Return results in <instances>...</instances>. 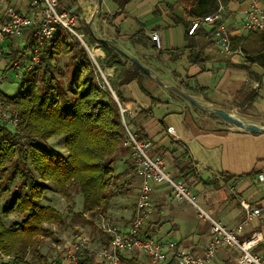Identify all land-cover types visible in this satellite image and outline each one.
Masks as SVG:
<instances>
[{
    "label": "crops",
    "instance_id": "crops-1",
    "mask_svg": "<svg viewBox=\"0 0 264 264\" xmlns=\"http://www.w3.org/2000/svg\"><path fill=\"white\" fill-rule=\"evenodd\" d=\"M29 1L24 12H32ZM65 5L67 11L78 16V29L89 44L96 45L100 38L110 41L129 55L126 67H133L134 57L152 70L153 74L142 70L141 79L121 84L118 74L122 65L103 67L123 97L122 103L135 111L127 112L131 128L143 131L152 141L151 154L163 155L172 175L184 176L201 206L229 228H235L244 218L240 199L246 198L261 209L240 236L246 238L252 231H260L263 240L255 249L264 257V180L259 176L264 174V133L246 131L196 108L155 79L156 75L167 85L179 86L208 107L222 108L246 122L264 125V70L255 64L242 67L245 57L239 49L225 54L214 41L213 47L205 50L207 60L202 65L191 63L188 51L173 59L170 50L188 44L186 22L196 18L187 15L177 0H76ZM245 6L240 0L225 5L224 23L232 36L243 32ZM153 31L160 33V47L151 40ZM138 32L151 40L150 45L130 39ZM56 137L60 136L50 140ZM112 165L116 173H122L118 184L125 182V188L112 189L109 201L92 219L85 214L94 225L88 233L93 249L110 244L106 224L125 231L135 214L142 179L136 173L132 152L120 145L112 156ZM205 180L218 185L205 184ZM149 185L151 209L144 234L203 253L212 239L210 221L192 203L178 199L167 183L151 178ZM239 253L234 247H220L204 264H237ZM94 258L89 264H107ZM0 264L7 261L1 259ZM118 264L180 263L171 253L165 261L154 263L146 252L135 249L124 251Z\"/></svg>",
    "mask_w": 264,
    "mask_h": 264
},
{
    "label": "trees",
    "instance_id": "trees-1",
    "mask_svg": "<svg viewBox=\"0 0 264 264\" xmlns=\"http://www.w3.org/2000/svg\"><path fill=\"white\" fill-rule=\"evenodd\" d=\"M74 1L76 0H58L59 10H66L65 4ZM177 1L185 13L193 18L214 13L220 2L224 5L230 2ZM191 24L186 22L188 44L170 50V54L173 59H177L188 51L189 61L202 65L207 60L204 52L213 47L215 28L221 22H202L189 34ZM70 35L74 36L61 27L57 29L51 42L45 44L42 50L41 61L36 68H40V72L31 77L28 75L36 69L24 72L21 89L16 95L10 96L0 90L1 101L15 107L20 115L18 127L10 126L0 118V182L4 184L3 190L8 194L4 209H0V249L4 254L14 255L19 260L29 249L39 252L41 241L53 233L46 224L61 223L67 218L64 211L46 202L47 193L53 187L66 198L68 204L73 200V188L82 194L80 212H74L71 205L66 210L67 214L80 217L86 213L94 215L101 211L109 201L112 189L125 188V182L118 184L122 173H116L112 165V156L125 135L119 105V101L123 102V97L111 82L118 99L104 84L88 51L82 45L76 44L77 47H73ZM245 35L246 33H241L232 36V49H239L245 57L241 66L247 68L255 64L264 70V28L252 30ZM130 39L148 45L152 40L146 38L143 32H138ZM100 42L96 46L104 50L105 56L99 59L101 67L122 65L118 74L121 84L141 79L143 71L135 63L132 68L125 66V62L129 60L125 53L109 43ZM6 46H9L6 55L11 57V66L22 49L11 44L3 45L4 48ZM61 55L68 56L73 66L66 84L55 73L56 70L58 73L64 71L56 65V60ZM143 89L145 90L144 87ZM253 98L256 95L253 94ZM138 135L141 139H149L141 130ZM55 136H60L64 142L65 152L55 149L50 143V138ZM15 176H18L17 180ZM212 182L204 181L205 184ZM213 185L218 183L214 181ZM12 213L21 216V219L7 225L4 218ZM254 252L259 253L256 249ZM84 256L86 259L82 258L81 264H89L95 259L93 252L85 251ZM39 264H46L44 256H40Z\"/></svg>",
    "mask_w": 264,
    "mask_h": 264
},
{
    "label": "built area",
    "instance_id": "built-area-1",
    "mask_svg": "<svg viewBox=\"0 0 264 264\" xmlns=\"http://www.w3.org/2000/svg\"><path fill=\"white\" fill-rule=\"evenodd\" d=\"M240 1L246 5L243 11V32L241 33L263 29L264 0ZM29 5L32 8V12L20 11L14 6L7 5L0 22V59L5 54L3 45L8 39L24 37L27 31H31V36L28 39V42H30L29 48L27 47V49L20 53L13 60L11 67L8 68L15 70L16 78L22 79L24 72L32 71L39 66L44 45L53 39L57 29L61 27L81 40L82 45L84 44L83 46L102 74L104 84L113 91L109 78L104 74L103 68L99 63V59L102 58L103 54L96 45L89 44L83 37V33L78 29V16L67 10H59L58 0H30ZM224 11L225 5L220 2L219 8L214 13L201 18H195L188 32L192 34L202 22L213 24L216 21H220L221 24L215 28L213 41L223 53L232 54L234 52L232 49V34L224 23ZM151 38L157 47L161 46V36L158 31H153ZM19 71L22 73H19ZM2 79L3 76L0 75V81ZM119 105L125 130L121 145L132 152L136 173L142 179L135 214L125 231H121L113 224L105 225V232L111 237L110 244L107 246L93 249L90 246V236L86 233L79 234L74 244L68 247V251L62 256L60 263L81 264L85 251H89L93 252L95 257L100 261L107 264H118L124 251L138 249L146 252L154 263L165 261L167 255L171 253L173 258L180 264H204L216 255L220 247L228 246L239 250L237 264H264L263 255L254 252L256 245L263 240L262 233L255 230L246 238H241L240 236L244 233L245 228L253 218L260 214L261 209L254 206L250 200L242 198L239 203L245 215L235 228H229L225 223L215 218L209 210L201 206L197 196L192 193L186 179L175 177L166 170L165 157L150 153L152 141L150 139H141L138 131L131 128L127 112L135 114V111H130L120 101ZM0 118L10 126H19V112L15 107L5 105L1 99ZM259 176L260 179L264 180V174H260ZM151 178L167 183L178 199L187 200L192 203L200 215L210 221L212 239L208 242L203 253L199 254L181 248L176 241L158 240L144 234V227L150 216L151 209V191L149 185ZM0 257L6 260L7 264H22L14 255L4 254L1 249Z\"/></svg>",
    "mask_w": 264,
    "mask_h": 264
},
{
    "label": "rangeland",
    "instance_id": "rangeland-1",
    "mask_svg": "<svg viewBox=\"0 0 264 264\" xmlns=\"http://www.w3.org/2000/svg\"><path fill=\"white\" fill-rule=\"evenodd\" d=\"M27 1L28 0H0V22H1V16L3 14V11L7 5L14 6L20 11H27L28 10ZM78 26H79V23H78ZM30 36H31V31H28L25 33L24 37H17V38L10 39V41H8V45L11 44L16 48L22 49V51L20 52L22 53L25 49H27V47L29 48L30 46L29 45L30 43L28 42V39L30 38ZM69 40L73 44V47L75 48L79 45H82L81 40L76 36L70 35ZM50 42H48V44ZM4 51L5 52L9 51V46H6ZM104 57L105 56L103 54L102 58ZM10 58H11L10 55H6L5 53L3 58L0 59V75L3 76L2 81H0V90L7 95L13 96V95H16L21 89V79L16 78L14 69H8L11 67L9 64ZM56 65L58 67H61L64 70L63 72L58 73L57 72L58 70L55 69L56 70L55 73H57L58 77L61 79V82L63 84H66L67 76L68 74L69 75L71 74V70L73 69V66L70 64V59L68 58V56H64V55L58 56L56 60ZM21 71H19V73H22ZM39 72H40V68L34 70V72L29 74L28 76L31 77L33 74L35 73L38 74ZM110 82L113 85V81L111 79H110ZM1 95L4 96V94H1ZM50 143L55 149H58L61 152H65V147L63 148L64 142L62 141L60 137L51 139ZM166 170L170 172L168 168H166ZM17 178L18 176H15V180H17ZM3 186L4 184L0 182V209L1 210L4 209V201L6 200V197L8 196L7 192H4ZM13 186H14V182L10 186L11 189H13ZM71 194H72L73 200L72 202H70V204H68V202L66 201V198L62 194H60L55 187H53L47 193L48 195L47 199L49 200V202L53 206L64 211V213L67 215V218L65 221L61 223L46 224L47 226L51 228L53 233L51 234V236L44 238L41 241L39 245V252L36 253L34 251H31L30 249L27 250L25 255L20 257V261L22 264H39L40 256H44L46 258V264H57L58 261L60 263L59 259H61L64 253L68 251V247L74 244L79 234H82L85 232H87V234L92 233V230H93L92 228L94 225L93 224L91 225L89 223L90 219H88L87 217L89 216L92 219L94 215L90 213H86L87 217L85 215H82L80 217L76 214L74 215V214L66 213V210L69 205L73 207L74 212L76 213L80 212V210L82 209V202H83L82 194H80L76 188H73L71 190ZM20 219H21V216L17 215L16 213H12L9 217L4 218L5 223L7 225H11L15 221H19ZM1 259L2 258L0 257V260Z\"/></svg>",
    "mask_w": 264,
    "mask_h": 264
},
{
    "label": "water",
    "instance_id": "water-1",
    "mask_svg": "<svg viewBox=\"0 0 264 264\" xmlns=\"http://www.w3.org/2000/svg\"><path fill=\"white\" fill-rule=\"evenodd\" d=\"M99 1H101V0H99ZM98 41L99 42L101 41V42L109 43L115 49H117V50H119V51L124 53V51H122L120 48H118L116 45H114L110 41H107V40L101 39V38L98 39ZM127 56L129 57V55H127ZM131 59L141 70H143L144 72H146L148 74H153L152 70L150 68L146 67L144 64H142L137 58L132 57ZM155 79L160 84L164 85L169 90H172L173 92L177 93L179 96H181L182 98L186 99L187 101H189L194 106H196V107H198L200 109L208 110V111L212 112L213 114L217 115L218 117H220L224 121L228 122L229 124L238 126L239 128L244 129L246 131L264 133V125L246 122L242 118H240L237 114L231 113L230 111L222 109V108L208 107V106L202 104L192 94L186 92L185 90H183L179 86H177V85H167L164 81L161 80L160 77H158L156 75H155Z\"/></svg>",
    "mask_w": 264,
    "mask_h": 264
}]
</instances>
